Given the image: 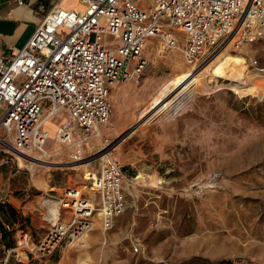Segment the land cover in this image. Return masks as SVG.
<instances>
[{
    "label": "rangeland",
    "instance_id": "rangeland-1",
    "mask_svg": "<svg viewBox=\"0 0 264 264\" xmlns=\"http://www.w3.org/2000/svg\"><path fill=\"white\" fill-rule=\"evenodd\" d=\"M175 33L183 46L184 34ZM229 51L210 76L206 67L218 61L212 62L217 54L189 65L180 50L149 39V64L132 83L134 94L121 103L112 99V116L103 127L129 170L128 189L138 207L120 216L112 230H97L96 264H264V74L252 64L264 67V42ZM188 72L194 77L187 87L152 111L159 93ZM64 120L59 113L45 124L51 154L36 153L45 162L16 157L8 163L0 152L7 182L0 192L2 256L28 225L24 210L42 211L49 194L69 186L90 192L83 187L85 175L98 162L87 168L83 164L93 157L73 159L82 149L79 133L73 146L55 142ZM80 144L85 156L100 146L96 138L92 146ZM30 161L38 162L34 172ZM134 243L141 244V253L133 251ZM23 260L10 258L8 264H37Z\"/></svg>",
    "mask_w": 264,
    "mask_h": 264
},
{
    "label": "built area",
    "instance_id": "built-area-1",
    "mask_svg": "<svg viewBox=\"0 0 264 264\" xmlns=\"http://www.w3.org/2000/svg\"><path fill=\"white\" fill-rule=\"evenodd\" d=\"M80 1L82 8L54 7L24 47L0 56V106L5 108L0 152L7 154L8 163L18 155L31 160L35 153L50 156L45 121L63 113L57 139L71 144L79 133L87 145L99 138L94 156H85L82 149L73 155L76 161L93 157L98 169L85 175L83 187L89 193L69 186L49 194L58 213L48 204L46 235L37 241L27 227L19 229L15 247L1 264L12 257H49L64 245L81 242L99 221L105 232L112 230L120 216L138 207L129 197V170L103 127L112 116L114 87L139 82L147 68L149 39L156 38L164 49L180 50L189 65L228 45L241 51L264 42V0ZM175 31L184 34L183 46ZM252 64L264 74L257 60ZM142 250L140 243L133 244L135 253Z\"/></svg>",
    "mask_w": 264,
    "mask_h": 264
},
{
    "label": "crops",
    "instance_id": "crops-1",
    "mask_svg": "<svg viewBox=\"0 0 264 264\" xmlns=\"http://www.w3.org/2000/svg\"><path fill=\"white\" fill-rule=\"evenodd\" d=\"M54 7L73 9L82 8L83 5L80 0H0V56L8 57L12 52H16L24 47L37 27ZM131 90H134L132 83L117 84L110 95V102L113 99L114 102L121 103V100H125L126 95L134 94ZM4 110V106H0V116ZM44 131L48 141L49 132L46 126H44ZM6 183L4 182V175L0 170V192L6 190ZM129 194L130 198H134L133 203L137 204L138 197L136 198L130 191ZM48 202V200L43 202L42 211L24 210L23 212L28 219L26 227L32 231L37 241L46 235L50 227L49 221L46 220ZM65 215L68 216L69 212H65ZM97 230H100L102 233L108 232L102 229L101 222L99 221L94 230L95 232L93 231L92 235L81 242L64 245L49 257L35 258L29 256L27 261H23L37 264H96L95 260L97 259L96 255L98 251H95V247L98 246L100 239V234ZM15 245L16 242L5 251L4 256L0 252V264L5 259L7 252L14 248Z\"/></svg>",
    "mask_w": 264,
    "mask_h": 264
},
{
    "label": "bare ground",
    "instance_id": "bare-ground-1",
    "mask_svg": "<svg viewBox=\"0 0 264 264\" xmlns=\"http://www.w3.org/2000/svg\"><path fill=\"white\" fill-rule=\"evenodd\" d=\"M228 48L227 49H224L226 54L222 56V52H218V54L215 56V58L212 60V62L214 60H218L214 65H210L208 64V66L206 67L207 69V73L208 75L212 76V75H217L216 73L213 74V70L211 71L212 67H214L215 65H217L219 62H221L222 60H227L225 57L228 56L231 52L229 51L230 50V45L227 46ZM195 67V69L197 68L196 66H193ZM211 72V74H210ZM193 77H194V74L191 73V72H188V73H185L183 74L182 76L176 78L175 80H173L172 82H170L158 95L157 99L155 100V102L153 103L152 107H151V110L152 111H155V110H158L160 108H162L163 106L167 105L176 95H179L186 87L187 85L189 84L190 81L193 80ZM178 91V92H177ZM176 92V95L173 96L172 98H170L174 93ZM51 118H48L46 119L45 121V124L50 120ZM58 130V129H57ZM125 133V132H124ZM130 134V133H129ZM127 136V135H126ZM125 136V137H126ZM58 136H57V132H56V142H59L60 141L57 139ZM99 140V138L97 139V141ZM81 143V141H79ZM79 143V148H82L83 149V146H81V144ZM87 144H91V143H87ZM68 145H75L74 142H72L71 144H68ZM117 148V147H116ZM47 153H49V151H47ZM51 154V153H50ZM56 155L60 154L59 152L57 153H54ZM36 155V153H35ZM17 157H21L23 158L22 156H17ZM24 159V158H23ZM36 160L38 161H43L45 162L46 160H42L40 157L39 158H35ZM23 163V162H22ZM51 164H59L61 162H57V161H52L50 162ZM38 162L37 161H30L29 162V167L30 169L34 171L37 170L38 166L37 165ZM61 165V164H59ZM85 167H89L92 165V162L91 161H88L86 163L83 164ZM56 207L57 210L53 211V208ZM49 208L51 210L52 213L56 214L57 216V213H58V207H57V204L55 202H52L50 205H49Z\"/></svg>",
    "mask_w": 264,
    "mask_h": 264
},
{
    "label": "trees",
    "instance_id": "trees-1",
    "mask_svg": "<svg viewBox=\"0 0 264 264\" xmlns=\"http://www.w3.org/2000/svg\"><path fill=\"white\" fill-rule=\"evenodd\" d=\"M13 245H9V247H12Z\"/></svg>",
    "mask_w": 264,
    "mask_h": 264
}]
</instances>
